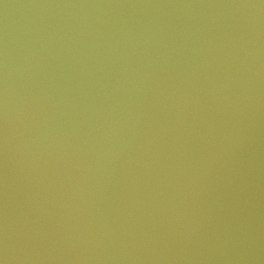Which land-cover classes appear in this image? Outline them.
Listing matches in <instances>:
<instances>
[{
    "label": "water",
    "instance_id": "water-1",
    "mask_svg": "<svg viewBox=\"0 0 264 264\" xmlns=\"http://www.w3.org/2000/svg\"><path fill=\"white\" fill-rule=\"evenodd\" d=\"M0 264H264V0H0Z\"/></svg>",
    "mask_w": 264,
    "mask_h": 264
}]
</instances>
